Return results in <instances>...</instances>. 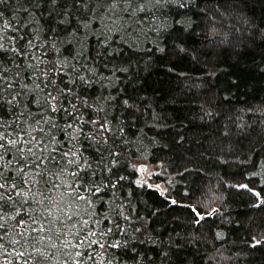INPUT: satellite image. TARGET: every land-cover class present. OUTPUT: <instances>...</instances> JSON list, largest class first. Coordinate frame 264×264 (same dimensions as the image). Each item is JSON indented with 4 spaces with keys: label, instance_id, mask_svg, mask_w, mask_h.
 <instances>
[{
    "label": "snow or ice",
    "instance_id": "obj_1",
    "mask_svg": "<svg viewBox=\"0 0 264 264\" xmlns=\"http://www.w3.org/2000/svg\"><path fill=\"white\" fill-rule=\"evenodd\" d=\"M248 2L0 0V264H205L209 220L240 223L224 215L231 201L222 191L198 206L149 183L151 166L139 161L161 140L145 129L175 128L169 119L185 127L146 96L142 73L157 62L184 77L210 129L209 147L182 155V170L243 165V180L223 183L237 203L264 212V104L235 109L239 84L212 81L228 50L264 40V19L247 14ZM201 62L199 76L178 71ZM170 140L180 147L186 136ZM145 187L163 207L141 199ZM243 241L207 259H251L264 230Z\"/></svg>",
    "mask_w": 264,
    "mask_h": 264
},
{
    "label": "trees",
    "instance_id": "obj_2",
    "mask_svg": "<svg viewBox=\"0 0 264 264\" xmlns=\"http://www.w3.org/2000/svg\"><path fill=\"white\" fill-rule=\"evenodd\" d=\"M246 11L248 15L255 17L257 23H260L261 19H264V0H249ZM221 61L216 65V74L212 77V81L219 83L222 88L231 77L232 82L239 84V87L231 90L232 106L235 109H243L264 104V40L258 39L256 45L240 49L238 53L228 50L227 54L221 57ZM203 66V62L200 65L186 63L178 71L199 76L200 73L194 70ZM142 79L147 85L146 96L151 98L152 107L161 112L166 110L169 116L178 115L185 126L181 129L179 121L169 119L168 123L174 124L175 128L156 129L152 132L145 129L148 136H157L161 140V144L149 145L148 152L139 161L151 166L149 171L153 174L149 183L159 185L160 188L175 194L178 199L183 198L185 201L197 203L198 206L205 203H218L212 194L222 191L225 199L231 201L224 215L231 213L232 219L238 220L240 223L229 224L223 216L217 217L214 224L212 220H209V224L205 228L206 239L200 242V253H207V257H210L217 255V249H219L224 256L233 255L240 248L246 247L243 238L251 239V235L264 230V212L250 211L243 203H237L240 200V197L235 194L237 190L229 189L223 183L224 181L240 182L243 180L240 173L245 171L244 166L233 165L227 169V174H225L224 168L219 167L211 170L206 168V174H189L183 171L182 155L196 156L209 147L206 137L210 129L202 126L204 122L198 118L200 100L191 93L183 91L184 77L169 74L167 68L160 62L146 68L142 73ZM193 91L196 90L193 89ZM138 126L142 127V125ZM177 131L186 136V143L180 147L170 140V136H175ZM161 132H163V136L158 135ZM164 144H167L168 147H163ZM158 160H164L165 165L162 170L155 171ZM174 161L179 162L175 163ZM253 162L259 163L255 157ZM233 173L237 175H233ZM139 195L142 200L149 201L157 207H163L161 203L163 197L156 189L145 187ZM179 215L187 216L188 213H171L173 217ZM173 227H177L175 222L170 225V229ZM211 231L222 232L223 235L216 237L214 241ZM207 257L205 264H216ZM217 260L219 264H236V261L224 260L220 256H217ZM239 264H264V249L254 251L251 259L246 260L242 257Z\"/></svg>",
    "mask_w": 264,
    "mask_h": 264
}]
</instances>
